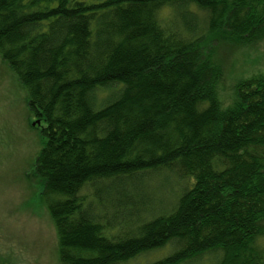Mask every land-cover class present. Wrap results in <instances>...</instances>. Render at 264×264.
<instances>
[{"label": "trees", "instance_id": "obj_1", "mask_svg": "<svg viewBox=\"0 0 264 264\" xmlns=\"http://www.w3.org/2000/svg\"><path fill=\"white\" fill-rule=\"evenodd\" d=\"M213 37L263 41L264 0H0V56L46 123L35 174L60 264H126L167 247L149 264L213 253L264 264V73L239 81L224 109ZM163 171L193 185L143 220L139 193ZM132 215L139 224L124 230Z\"/></svg>", "mask_w": 264, "mask_h": 264}, {"label": "rangeland", "instance_id": "obj_2", "mask_svg": "<svg viewBox=\"0 0 264 264\" xmlns=\"http://www.w3.org/2000/svg\"><path fill=\"white\" fill-rule=\"evenodd\" d=\"M201 14L203 17L204 13ZM160 18L167 26L173 12L163 10ZM207 48L219 49L217 58L223 65V76L218 90L225 109L235 100L239 81L264 73V40L241 48L213 37ZM110 93H102L100 103L107 101ZM27 100V90L0 56V264H60L56 228L48 211L44 185L35 174L36 159L45 144L40 126L46 127V123L33 126L37 119ZM192 185L191 178L181 179L171 172L152 174L144 181L134 213L140 211L143 220L168 213ZM81 194L93 201L90 185ZM135 216H126L128 223L122 225L124 230L136 229L139 223ZM116 229L104 234L113 236L120 231ZM261 244L264 247V240ZM170 251L167 247L126 264H149L166 257ZM220 257V253L208 254L190 264H216Z\"/></svg>", "mask_w": 264, "mask_h": 264}, {"label": "water", "instance_id": "obj_3", "mask_svg": "<svg viewBox=\"0 0 264 264\" xmlns=\"http://www.w3.org/2000/svg\"><path fill=\"white\" fill-rule=\"evenodd\" d=\"M35 125H40V121L37 120L35 123H33V126H35Z\"/></svg>", "mask_w": 264, "mask_h": 264}]
</instances>
